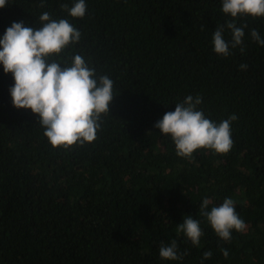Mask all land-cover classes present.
Returning <instances> with one entry per match:
<instances>
[{"label":"trees","instance_id":"obj_1","mask_svg":"<svg viewBox=\"0 0 264 264\" xmlns=\"http://www.w3.org/2000/svg\"><path fill=\"white\" fill-rule=\"evenodd\" d=\"M86 3L83 18L61 8L72 0L0 8V34L13 21L39 27L43 12L67 19L81 38L61 60L80 54L113 80L115 95L94 141L54 147L38 114L13 106V78L0 66V264H264V46L250 35L255 28L264 37V17L232 18L221 0ZM231 19L247 27L224 57L212 50V34ZM188 95L202 97L198 108L210 120L237 116L230 151L180 157L154 127ZM225 197L246 225L230 240L200 208L204 198L210 210ZM185 215L200 221L199 247L177 233ZM173 239L182 260L159 256Z\"/></svg>","mask_w":264,"mask_h":264},{"label":"clouds","instance_id":"obj_2","mask_svg":"<svg viewBox=\"0 0 264 264\" xmlns=\"http://www.w3.org/2000/svg\"><path fill=\"white\" fill-rule=\"evenodd\" d=\"M8 4L9 0H0V8ZM60 6L73 18H83L87 12L86 0H72L71 7ZM221 11L232 18L243 15L264 17V0H221ZM39 21L40 26L35 28L26 26L23 21H13L0 34V66L13 78L9 88L12 104L17 109H30L38 114V123L54 147L68 148L77 143L92 142L100 128L101 115L109 113L110 102L115 96L114 82L107 75L97 76L95 68L90 67L80 54H74L70 61L61 60L60 54L81 38L80 30L67 19H52L48 12H43ZM245 27L247 25L237 26L235 19L218 25L212 34V50L227 57L230 48L243 44ZM226 29L230 39L225 37ZM250 35L264 46V37L257 29H251ZM240 68L245 70L247 65L242 64ZM201 103L200 95H188L154 125L159 132L170 136L177 156L191 157L199 149L227 153L233 145L231 122L237 116L232 114L217 123L198 108ZM208 205L209 199L204 198L200 208L219 238L230 240L233 231L245 229V221L236 212L231 197H225L221 204L210 210ZM176 230L182 232L193 246H200L204 233L198 219L185 215ZM222 251L225 257L229 255L226 249ZM159 256L176 261L183 258L178 253L175 239L169 245L160 246ZM211 256V251L203 253L204 260Z\"/></svg>","mask_w":264,"mask_h":264}]
</instances>
